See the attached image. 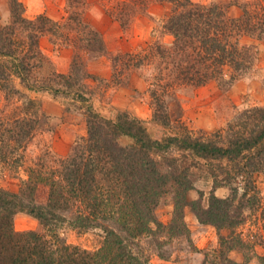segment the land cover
<instances>
[{
	"label": "trees",
	"instance_id": "1",
	"mask_svg": "<svg viewBox=\"0 0 264 264\" xmlns=\"http://www.w3.org/2000/svg\"><path fill=\"white\" fill-rule=\"evenodd\" d=\"M157 1L170 8L164 23L173 36L170 49L155 44L143 57L125 53L113 58L117 74L154 56L161 58L162 76L151 90L153 122L159 127L153 133L141 119L127 113L108 119L90 103L86 79L91 75L83 55L95 58L106 47L102 34L84 17L88 0H68L69 13L62 23L44 14L29 20L24 5L10 0L11 22L0 28V89L7 100L11 95L23 98L13 88L18 80L29 92L63 98L68 109L83 114L87 133L65 157L44 154L25 166L26 149L45 122L39 117L40 106L28 99L9 115L0 111V172L18 176L24 167L17 189L0 187V264H149L140 240L163 228L155 211L170 188L176 216L190 206L200 224L228 230L226 236L219 235L221 264H246L228 257L233 250L248 248L241 229L246 208L261 209L263 224L254 237L264 244V208L252 181V175L264 174V107L242 111L228 123L225 136L217 132L207 137L173 120L164 100L173 87L198 88L212 81L231 86L248 74L257 51L242 40L264 41V0L243 4L238 17L218 3ZM146 2L117 0L109 13L126 31ZM44 36L74 49L67 73L56 72L41 50ZM172 150L178 157L165 155ZM202 161L213 166L214 188L230 189L225 199L213 191L207 207L186 198L194 189L187 172ZM237 179L239 186L234 185ZM18 214L37 220L44 232L16 231ZM66 228L99 229L103 244L95 251L68 245L59 235Z\"/></svg>",
	"mask_w": 264,
	"mask_h": 264
},
{
	"label": "rangeland",
	"instance_id": "2",
	"mask_svg": "<svg viewBox=\"0 0 264 264\" xmlns=\"http://www.w3.org/2000/svg\"><path fill=\"white\" fill-rule=\"evenodd\" d=\"M19 1L24 5V15L29 20L44 14L62 23L69 13L68 0ZM88 1L84 17L102 34L106 47V52L95 58L83 55L86 69L91 75L86 79L88 90L92 94L90 103L94 110L105 118L115 119L118 113H127L131 117L143 120L150 131L158 133L159 127L153 122L154 107L151 90L154 88L153 84L162 76L158 65L161 58L154 56L149 58L144 65L126 68L119 74L115 73L113 58L125 53L143 57L155 44L170 49L173 36L164 29L170 8L157 0H148L143 11L136 15L128 30L124 31L120 23L109 13V10L116 6L117 0ZM194 1L205 4H223L228 7L231 17H238L242 13L241 6L254 0ZM9 4L10 0H0V28L11 22ZM39 43L53 69L59 73H67L74 57V49L60 43L53 44L47 36L42 37ZM242 43L253 45L256 48L257 59L253 69L244 78L238 80L248 82L249 86L252 85L251 92L241 94V103L234 104L228 99L230 89L235 82L231 86H222L212 81L198 88L173 87L164 97L172 119L181 120L194 135L203 134L210 137L219 132L225 136L224 131L228 123L242 111L264 107V41L246 38L242 40ZM163 67L164 65L161 68ZM13 88L18 90L23 98L20 95H11L7 100L8 95L0 89V111L4 110L5 114L9 115L16 106L30 99L40 106L39 117H45H43L45 122L42 128L38 130L26 149L25 166L33 164L44 154L55 158L65 157L75 142L86 135L85 117L80 112H76L74 108L68 109L63 98H55L48 93L29 92L19 84L18 80H15ZM253 101L256 103H252ZM165 155L178 157V153L173 150ZM188 164L189 162L183 164L182 168L189 166ZM201 165L189 168L187 172L194 189L187 192L186 198L190 202L200 201L202 206L207 207L213 191L218 198L225 199L230 195V189L228 185H225L221 187L223 188L221 191L215 193L220 187L214 188L215 179L210 173L213 166L210 162L204 161ZM23 169L24 167L19 171L18 176L0 172V187L17 189L20 178L24 177ZM217 179L222 181L221 176ZM239 179L234 181V185H240ZM252 181L258 192L260 208H264V174L252 175ZM155 213L158 221L163 224V228L140 240L142 252L147 256L149 264H194L195 259L199 260L197 264L200 262L221 264L220 253L216 251L219 247V235L226 236L228 230L218 231L209 225L214 228L212 233L216 239L215 243L205 247L203 237H208L209 233L206 231L204 236L197 235L196 229L188 226L191 224L186 218L188 213L195 219V222L196 220L198 222L191 207L187 206L180 210L177 216L174 214L173 188H170V192L161 199ZM260 213L261 209L250 210L249 208H246L243 213L244 222L241 229L244 231V239L248 248L236 250L242 254L241 262L245 261L246 264H264V244H258L254 237L257 228L263 224V220H260ZM14 229L18 232H44L37 220L24 214L15 216ZM176 231L181 233L177 235ZM59 235L66 244L88 251L98 250L104 240V233L99 229L82 232L66 228L60 230ZM256 256L258 257L257 263H252Z\"/></svg>",
	"mask_w": 264,
	"mask_h": 264
},
{
	"label": "crops",
	"instance_id": "3",
	"mask_svg": "<svg viewBox=\"0 0 264 264\" xmlns=\"http://www.w3.org/2000/svg\"><path fill=\"white\" fill-rule=\"evenodd\" d=\"M252 91V85L249 86V83L248 82H245V81H237L235 82L231 89H230V95L228 96V99L233 101L234 104H237V103H241V100L240 98L242 99L241 97V94L242 93H248V92H251ZM228 100V101H229ZM244 102V101H243ZM252 103H256L255 101H253ZM223 188H218L215 193H218L219 191H221ZM187 220H190V225H188L191 229H196L197 231V235H202L204 236V232H208V237H203V239L205 240V244L204 246L205 247H208L210 245H212L213 243H215V236L213 235V227L209 226V225H201L197 222H195V219L191 216H189V213L187 215ZM186 220V221H187ZM197 225V226H196ZM259 255V254H258ZM260 256V255H259ZM229 257L231 260L235 261V262H241L242 261V254L237 251V250H233L230 252L229 254ZM257 259L258 257L256 256L254 258V260L252 261V263H257ZM199 262V260L197 261L196 259L194 260V264H197ZM200 264H202V262H200Z\"/></svg>",
	"mask_w": 264,
	"mask_h": 264
}]
</instances>
